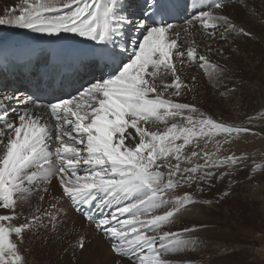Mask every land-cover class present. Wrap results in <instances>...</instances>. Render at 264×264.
Listing matches in <instances>:
<instances>
[{
    "label": "snow or ice",
    "instance_id": "obj_1",
    "mask_svg": "<svg viewBox=\"0 0 264 264\" xmlns=\"http://www.w3.org/2000/svg\"><path fill=\"white\" fill-rule=\"evenodd\" d=\"M224 7L223 0H212L207 5L215 10ZM117 8V0H23L19 14H12L16 8L8 10L0 17V25L49 35L70 32L108 44L119 31L116 25L129 22L127 17L117 16ZM149 9L167 12L162 0H145L143 15L151 19ZM187 24H199L205 31L223 24L224 32L251 36L227 15L203 8ZM137 27L143 31L142 40L133 46L127 60L121 53L111 54L114 67L107 78L102 75L77 96L44 106L54 124L29 111L18 116V124L0 114V210H5L0 211V264H23L18 243L23 242V234L40 221V216L33 214L31 219L15 223L18 202L26 199L37 184L50 183L53 176L59 179L62 196L76 211L82 206L101 210L99 215L87 210L83 215L107 238L115 257L113 264H123L126 257L133 258L134 264H170L164 259L166 253L195 245V241L177 232L148 234L171 223L177 213L194 203L188 193L174 201L164 199V195L178 187V176L192 181V174L202 168L236 165L244 157L233 154L221 159L217 155L221 141H215V152L205 149L216 136L223 135V143H227L233 134L251 130L218 122L192 104L174 102L170 97L181 96L182 89L188 88L178 74L177 62L183 65L186 60L199 61L201 68H211L213 74L217 66L198 55L194 46L181 50L180 34L170 23L153 20L152 25L140 22ZM210 35L214 36L215 31ZM221 38H225L223 34ZM169 75L170 82L166 79ZM201 140L204 164L181 168L182 162L191 164L192 158L201 156L196 150L190 155L184 153L193 144L200 148ZM212 176L206 172L202 178ZM169 204L172 207L163 214H152ZM109 205H115V209L104 214L103 208ZM77 247L84 249L83 239Z\"/></svg>",
    "mask_w": 264,
    "mask_h": 264
},
{
    "label": "rangeland",
    "instance_id": "obj_2",
    "mask_svg": "<svg viewBox=\"0 0 264 264\" xmlns=\"http://www.w3.org/2000/svg\"><path fill=\"white\" fill-rule=\"evenodd\" d=\"M223 2V10L207 7L205 10L227 15L232 23L238 28L243 27L251 36L224 32L223 24L216 30L207 31L196 24L186 27L189 28L186 32L182 27L184 24L178 23L182 27L178 38L181 50L194 46L198 55L206 56L210 64L217 67L213 74L211 68L207 71L201 68L199 61L191 63L186 60L183 65L177 62L178 74L188 88L182 89L181 96L170 98L174 102L192 104L218 122L251 131L233 134L227 143H223V135L216 136L205 149L215 152V141H221L217 154L221 159L233 154L244 157L236 165L202 168L192 174V181L181 180L178 176V187L170 190V196L164 195V199L174 201L177 196L188 193L194 201L177 213L171 223L148 233L158 236L163 231H172L196 242L186 250L166 253L164 259L170 264H264V0ZM0 6L4 8H1L4 11L2 15L13 8L17 11L12 14L18 15L23 0H0ZM230 9L233 10L231 13ZM122 14L126 16L125 12ZM6 26L10 27H2ZM213 31L214 36L210 35ZM221 34L225 38H221ZM166 79L170 82L171 76ZM129 131L134 132L132 129ZM203 144L201 140L200 148L195 144L185 148V155L196 150L201 152V156L192 158L191 164L182 162L181 168L204 164ZM206 172L213 173V176L202 178ZM37 185L29 186L32 191L26 199L18 202L16 209L17 220L14 222L17 224L23 223L25 218L31 219L33 214L40 216V221L23 234V242L18 243L23 264H113L115 257L107 259L105 256L110 247L107 238L84 215H78L71 201L62 196L61 185L58 184L57 190L51 184L61 203L53 196V204L50 201L45 203L46 206L41 204L40 197L35 200L32 195L34 190L49 185ZM171 207V204L162 206L153 213L163 214ZM76 216H80L79 219ZM186 228L194 231L184 232ZM13 239L18 242V238L13 236ZM80 239L85 243L82 250L77 247ZM101 246L104 249L101 248L100 257L94 256L95 250ZM123 264H134V260L126 257Z\"/></svg>",
    "mask_w": 264,
    "mask_h": 264
},
{
    "label": "bare ground",
    "instance_id": "obj_3",
    "mask_svg": "<svg viewBox=\"0 0 264 264\" xmlns=\"http://www.w3.org/2000/svg\"><path fill=\"white\" fill-rule=\"evenodd\" d=\"M172 1L175 3L176 7L182 13L181 23L184 24V25H182V27L184 26V28L189 26L187 24V21L189 19H191L194 15H196L197 12L199 11V8H200L199 5H201L204 1H208V2L212 3V0H196L198 2V5L192 4L190 2V0H172ZM149 2L151 3L152 0H149ZM117 4H118V8L116 10L117 16L127 17L129 22H126L123 25H116V27H118L119 31L113 37V40L111 43L99 44L95 41H91V40L90 41L92 42L93 46H101L102 48H107V49L112 50L113 53H121L123 55L124 59L127 60V58L131 55V53L133 51V46L135 44H137L143 38V31L141 28L137 27V24L142 22L145 26L149 25L145 22L144 18L142 19V21L139 20L140 17L144 13L145 0H117ZM1 8H3V7L0 6V17L4 16V15H2V13L4 11H2ZM228 11L231 13V11H233V10L230 9ZM124 12L126 13V16L122 14ZM177 24L178 23L176 22V23H173L171 25L173 26V29L175 32L180 33L182 30V27L180 28ZM2 26L3 25H0V27H1L0 32L4 31L6 28H9V29L8 30L6 29L3 33L0 34V47L3 46V44H2L3 41L7 42L8 40L13 38L17 34L23 32L25 30H28V29H21V28L12 26V25H10V27L9 26L2 27ZM177 27H179V28H177ZM92 75H94L93 81H98L103 74L102 73H94ZM18 84H20V81L15 80L14 86H17ZM82 88H83V86H82ZM79 91L77 90V93H73L71 95V98L73 96H77L79 94ZM5 97H8L9 99H5ZM0 104L3 105V107H0V114H6L7 119L13 121L16 124L19 123V120L17 119L18 116L23 114L25 111L33 112L36 114H41L43 116V120L48 121L51 124L55 123V121L50 118L47 111L44 108H41L40 106L36 107V105L34 104L32 99L27 97V94L25 92H22V91L13 92V91H10L9 87H7V90H4V91L1 90L0 91ZM0 123H2V122H0ZM129 130H131V129H129ZM0 139H2V136H0ZM170 162H172V160ZM51 179L52 180L50 183H46L49 185L48 187H46L48 189V191L46 193L43 191V188H45V187H40L39 189H36L33 191L32 197L35 200H37L41 196L44 197L42 199L41 204L44 203V205H45V203L47 204V202H50V201L52 202L53 200H51V198H53V196H56L55 198L57 201L60 199V198H58L59 195L57 194L55 188H53L54 186H51V184H54L56 189L58 190L57 186H58V184L60 185L59 179L56 176L51 177ZM36 186H38V185H36ZM168 196H170V191H168L165 194V197H168ZM59 202H60V200H59ZM51 204H53V202ZM68 205H69V202H68ZM82 207L84 209L86 208L85 206H82ZM114 209H115V205H109V206L103 208L102 211H104V214H107V213H110L111 211H113ZM65 210L67 211L66 206H65ZM97 210L99 212H101L100 209H97ZM28 212L31 214L30 210H28ZM155 213H157V212H155ZM155 213H153V215H155ZM78 215H80V214H78ZM76 217L79 219L80 216H76ZM107 247H108V245H107ZM101 248L104 249V247L101 246V247H99V249L95 250L94 256L100 257L101 252H103L102 251L103 249H101ZM107 249H109V252L106 250V253H105L106 254L105 256L107 257V259L109 257H111V258L114 257L113 253L110 251V247H108ZM104 262H106V261H104Z\"/></svg>",
    "mask_w": 264,
    "mask_h": 264
}]
</instances>
